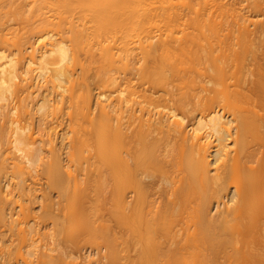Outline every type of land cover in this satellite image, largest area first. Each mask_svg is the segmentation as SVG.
<instances>
[{
  "label": "bare ground",
  "instance_id": "obj_1",
  "mask_svg": "<svg viewBox=\"0 0 264 264\" xmlns=\"http://www.w3.org/2000/svg\"><path fill=\"white\" fill-rule=\"evenodd\" d=\"M210 18L193 0H0V258L98 264L60 246L58 209L102 198L93 236L126 247L107 264H264V67H200L185 25Z\"/></svg>",
  "mask_w": 264,
  "mask_h": 264
},
{
  "label": "rangeland",
  "instance_id": "obj_2",
  "mask_svg": "<svg viewBox=\"0 0 264 264\" xmlns=\"http://www.w3.org/2000/svg\"><path fill=\"white\" fill-rule=\"evenodd\" d=\"M193 6L211 16L207 22H201L198 25L190 22L185 25V31L190 35L197 38L202 36L201 45L197 48L201 61L200 67L212 65L214 62L222 67H264V0L208 2L207 0H193ZM157 24L164 28L163 22H157ZM173 27L182 26L175 24ZM175 34L181 35L182 32L176 29ZM88 83L90 88L94 87V79L90 78ZM92 92H96L94 88ZM65 121V118L60 120L59 131L64 128ZM105 201L102 198H96V200L89 198L83 204H80L79 200L63 199L60 201L58 210L61 213L66 212L69 216L59 233L60 246L70 253L69 258L74 257L81 262L89 260L93 263L96 261L98 264H107L111 258L110 255L114 252L119 263L125 261L126 247L120 241L113 243L112 253H110L109 249L102 244V237L93 236L102 225H107L108 218H110L108 211L101 207L102 203H106ZM67 209L74 213L78 221H73ZM116 230L119 231V229ZM15 252L13 250V253ZM21 252L27 257L26 261L33 257L29 247L21 248ZM231 254L232 250L227 249L226 260L223 264H228V257ZM1 258L5 259L6 264L25 263L16 257L8 259L7 255Z\"/></svg>",
  "mask_w": 264,
  "mask_h": 264
}]
</instances>
